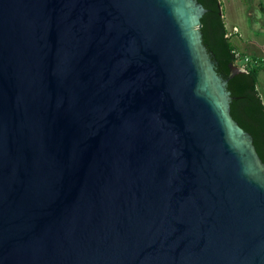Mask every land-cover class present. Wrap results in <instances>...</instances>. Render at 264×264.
Wrapping results in <instances>:
<instances>
[{"label":"water","instance_id":"water-1","mask_svg":"<svg viewBox=\"0 0 264 264\" xmlns=\"http://www.w3.org/2000/svg\"><path fill=\"white\" fill-rule=\"evenodd\" d=\"M197 0H0V264H264V162Z\"/></svg>","mask_w":264,"mask_h":264},{"label":"trees","instance_id":"trees-1","mask_svg":"<svg viewBox=\"0 0 264 264\" xmlns=\"http://www.w3.org/2000/svg\"><path fill=\"white\" fill-rule=\"evenodd\" d=\"M206 9L200 18L201 41L211 53L218 74L227 77L229 64L240 57L230 42L225 28L220 0H197ZM248 62L243 71L228 79L226 88L232 97L230 115L252 136L255 150L264 162V102L257 88V75L263 65Z\"/></svg>","mask_w":264,"mask_h":264},{"label":"crops","instance_id":"crops-1","mask_svg":"<svg viewBox=\"0 0 264 264\" xmlns=\"http://www.w3.org/2000/svg\"><path fill=\"white\" fill-rule=\"evenodd\" d=\"M220 3L227 35L237 54L240 55V57L247 56L255 59L258 64L263 65V68L259 70L257 75V88L264 102V95L262 94V89L264 91V37H255V35L247 34L246 30H243V28L248 27L245 23L248 17L251 18L255 24L258 18L254 17L252 7H249L245 0H237L236 2H231V4H234V6L239 9L241 20H232L230 27H227L221 0ZM259 4L262 5L264 10V0H259ZM243 12L245 13L244 17L242 14ZM254 28L261 30L263 27L260 25Z\"/></svg>","mask_w":264,"mask_h":264},{"label":"rangeland","instance_id":"rangeland-1","mask_svg":"<svg viewBox=\"0 0 264 264\" xmlns=\"http://www.w3.org/2000/svg\"><path fill=\"white\" fill-rule=\"evenodd\" d=\"M237 0H221L222 7L224 8V17L227 27H230V24L232 20H241L239 9L234 6V4H231V2H236ZM247 5L249 7H252V11L254 13V17L258 18L256 24L254 21L248 17V20L245 22L248 27L243 28V30L247 32V34H253L258 37H264V10L262 8V5L259 4V0H245ZM243 17L245 13L243 12ZM262 26L263 28L255 29V26ZM244 63L243 57H239L235 64L237 66H241ZM262 94L264 95V91L262 89Z\"/></svg>","mask_w":264,"mask_h":264},{"label":"built area","instance_id":"built-area-1","mask_svg":"<svg viewBox=\"0 0 264 264\" xmlns=\"http://www.w3.org/2000/svg\"><path fill=\"white\" fill-rule=\"evenodd\" d=\"M243 65H241V68L244 70V67L245 65L248 63V62H251V58L247 57V56H244L243 57ZM253 63H257V60H252Z\"/></svg>","mask_w":264,"mask_h":264}]
</instances>
